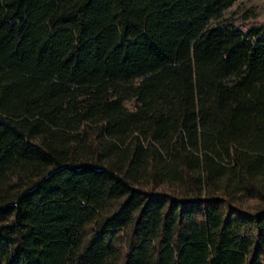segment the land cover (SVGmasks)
<instances>
[{"label":"trees","instance_id":"obj_1","mask_svg":"<svg viewBox=\"0 0 264 264\" xmlns=\"http://www.w3.org/2000/svg\"><path fill=\"white\" fill-rule=\"evenodd\" d=\"M236 0H0V264H264V20Z\"/></svg>","mask_w":264,"mask_h":264},{"label":"rangeland","instance_id":"obj_2","mask_svg":"<svg viewBox=\"0 0 264 264\" xmlns=\"http://www.w3.org/2000/svg\"><path fill=\"white\" fill-rule=\"evenodd\" d=\"M234 18L241 23L264 20V0H236L220 13V17Z\"/></svg>","mask_w":264,"mask_h":264}]
</instances>
